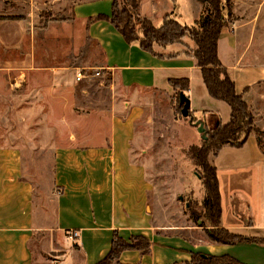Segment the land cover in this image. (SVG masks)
Wrapping results in <instances>:
<instances>
[{
    "label": "crops",
    "instance_id": "obj_1",
    "mask_svg": "<svg viewBox=\"0 0 264 264\" xmlns=\"http://www.w3.org/2000/svg\"><path fill=\"white\" fill-rule=\"evenodd\" d=\"M171 3V7L170 2L166 4L167 12L176 5ZM111 7L112 0L78 2L72 6L73 15L69 19L84 24L86 39L102 49L104 58L99 69L109 71L102 72L105 82H110V92L105 99L109 103L108 112H105L107 119H104L106 127L91 129L87 134L79 131L81 120L77 117L80 115L77 108L87 99L97 101L99 96L90 95L83 86L87 98L79 99L82 97L80 82L74 88L70 85L76 66L37 65L35 29L28 16L0 19V46L7 51L18 50L14 52L17 53L25 44L23 55L12 57L14 60L0 59V70L19 71L18 81L23 75L32 73L31 70L46 71L50 84L64 87L61 96L54 98L51 105L70 110L73 122L63 145L56 144L52 148L50 214L47 207L37 204L39 196L23 173L20 151L0 144V264H42L32 247L35 243L42 244L43 235H47V245L41 253H62L56 255L57 264H98L110 251L114 232L125 241L142 236L151 242L145 255L138 250L123 251L119 256L121 264H174L189 260L192 252L228 255L247 264H264L263 246L210 243L204 228L197 223L184 228L175 225L174 220L167 226L154 224L149 200L152 182L140 161V154L132 153L136 124L144 115V106L134 99L139 100L147 90L168 91L169 78L187 77L190 79L187 99L192 114L202 113L203 106L209 105L210 100L201 77L195 75L194 60L179 56L172 59L154 57L136 44H127L107 20L86 25L89 17L109 16ZM156 11L154 7L140 6L142 16L149 17V13ZM237 72L238 69L231 72L228 67L236 92L242 93L250 87L248 83L253 76L246 75V71H240L242 75ZM114 84H121L126 90L125 97L114 94ZM128 87L131 91L139 89L141 93L132 95ZM198 102L200 107H197ZM220 110L227 113L225 108ZM60 120L68 122L70 117L61 116ZM202 122L205 127V121ZM78 134L88 137L90 144L78 140ZM198 140H202L201 135ZM213 163L220 194L221 227L246 237H264V157L255 138L249 137L241 147L224 145L213 157ZM247 208L252 226L246 225L238 215L246 216ZM74 231L77 236L71 239L69 234ZM253 246L259 249H250Z\"/></svg>",
    "mask_w": 264,
    "mask_h": 264
},
{
    "label": "rangeland",
    "instance_id": "obj_2",
    "mask_svg": "<svg viewBox=\"0 0 264 264\" xmlns=\"http://www.w3.org/2000/svg\"><path fill=\"white\" fill-rule=\"evenodd\" d=\"M83 1L90 0H0V18L7 16L20 19L28 16L35 29L34 55L37 65L76 66L77 70L72 73L73 84L70 85L74 88L76 83L80 82L82 97L79 99L83 101L87 98L83 86L87 88L90 95L99 96L95 102L90 99L83 102L77 108V113L80 115L75 112L81 120L80 133L87 134L91 129L103 130L106 127L104 119H107L105 112H108L109 103L105 99L108 91L110 92V85H108L110 82H105L106 76L103 74L109 71L105 69L103 72L99 69L104 58L102 49L86 39L84 24L69 20L73 15L72 6ZM174 1L137 0L138 9L133 11L134 8L129 7L128 10L134 15V13H140L141 5L146 9L156 8L155 13H149V17L145 16L154 26L161 25L162 19L172 11L176 14L177 20L187 26H191L201 14L206 15L208 12V7L204 8L205 4L196 0ZM227 1L232 16L227 18L228 27L223 30L218 44V53L227 72L228 67H231V72L232 69H238V75H242L240 71H246V75L253 76L248 83L251 84L250 87L240 94L252 112L251 124L245 128L250 133L248 138L251 136L255 138L258 149L264 157V0ZM169 2V7L172 6L171 2L176 5L167 12L166 4ZM126 6L124 0H116L117 8ZM140 16V18L143 17L141 13ZM134 33L142 34L141 23L135 22ZM181 42L183 45H173L165 50L156 45L154 48L156 52L164 55L180 54L182 51L195 49V44L189 36L184 37ZM24 48L25 44L19 52L14 53L18 50L7 51L0 46V59L14 60L12 57L24 54ZM179 57L188 58L183 55ZM195 67L197 68L194 71L195 75L201 77L200 68L196 63ZM95 71H99L100 75L93 78L91 75ZM31 72L23 75L18 81L19 71L0 70V144L20 151L23 158V173L32 182L39 196L37 204H40L41 208L47 207L50 214L52 212L51 198H53L49 194L52 187V148L56 144L63 145L66 140L67 130L73 123L72 113L70 110H65L67 108L62 109L56 104L51 105L52 100L63 93L62 84H50L46 71L31 70ZM79 74L81 79L77 81ZM102 78L104 80L100 81ZM185 78L187 77L169 78L168 91L147 90L139 100L134 99L135 102L144 106V115L136 124L137 134L132 148V153L140 154V161L146 169L149 181L152 182L149 200L153 210L154 224L167 226L174 220L175 225L183 228L191 223L194 224L189 219V208L200 213L201 200L205 195L201 181L203 171L192 164L188 158V149L200 147L202 143V140H198L200 136L197 133L198 129L196 128V131L190 121L194 123L199 120L205 121L206 128L211 131L220 123L228 122L230 117L229 105L212 98L209 94L210 103L203 106L205 109L202 113L193 115L190 111L191 107L188 115L183 116L182 110L185 103L180 104V96L189 98L188 90L183 91L181 87V84L185 83ZM128 90L132 95L141 93L138 92L139 89L131 91V87H128ZM113 92L122 97L126 94L121 84L117 86L114 84ZM200 106L198 102L197 107ZM118 107L123 110L122 107ZM224 108L227 109V113L220 110ZM211 110L215 113L209 112ZM61 116H69L70 120L62 121ZM87 139L88 137L78 134V140H83L85 145L90 144ZM214 152V150L209 152L210 163L213 162ZM201 222L202 220L199 221ZM46 237L47 235H43L42 244L35 243L32 249L42 264H57L55 260L58 253H41L47 245ZM53 243H56V239ZM250 249L258 250L259 248L253 246ZM60 254L62 253L58 255ZM195 259L191 264L204 263L198 257ZM190 262L191 256L187 261L174 264Z\"/></svg>",
    "mask_w": 264,
    "mask_h": 264
},
{
    "label": "trees",
    "instance_id": "obj_3",
    "mask_svg": "<svg viewBox=\"0 0 264 264\" xmlns=\"http://www.w3.org/2000/svg\"><path fill=\"white\" fill-rule=\"evenodd\" d=\"M124 1L127 6L119 9L116 7V0H112L109 16L97 14L89 17L86 25L98 20H107L122 35L127 44H136L154 57L172 59L183 55L194 59L196 65L200 68L201 77L208 94L216 100L227 103L230 107L228 122L220 123L211 131H208L205 125V139H202L201 146L188 149L190 162L203 171L201 181L205 190V195L201 200V212L196 213L189 208V219L197 223V226L204 228L205 235L210 243L224 245L256 244L264 247V238L262 237H246L221 227L220 194L216 178V167L213 162L210 163L208 161L210 150H214L213 155L216 156L217 151L224 145L234 147L244 145L250 135L245 128L252 121L250 106L242 100L241 94L243 93L236 92L235 83L219 58L218 44L220 36L222 30L228 27L227 18L232 16L228 1L196 0L201 4H205L204 8L208 7V12L206 15L201 14L191 26L180 23L173 11L162 19L161 25L154 26L145 16L140 18V13L132 15L128 10L129 7H133V11L138 9L137 0ZM0 19L18 18L6 16ZM135 22L141 23V35L134 33ZM186 36H189L190 40L195 44V49L193 48L192 51H182L180 54L176 53L174 55H164L155 51V45L165 50L170 46L182 44L181 41ZM184 81L185 83L181 84V87L183 91H187L189 79L185 78ZM173 84H170V86H173ZM247 89L245 88L244 92ZM238 215L244 220L246 225L252 226L251 213L248 208L246 216ZM200 220H202L201 223H199ZM150 247L151 242L145 237L134 236L125 241L114 232L110 251L98 264H121L119 256L123 251L138 250L142 255H145L149 252ZM190 256L191 262L189 264L196 260L195 257L202 260L203 264H247L228 255L213 256L201 252H192Z\"/></svg>",
    "mask_w": 264,
    "mask_h": 264
},
{
    "label": "water",
    "instance_id": "obj_4",
    "mask_svg": "<svg viewBox=\"0 0 264 264\" xmlns=\"http://www.w3.org/2000/svg\"><path fill=\"white\" fill-rule=\"evenodd\" d=\"M180 104H184L182 114L183 116L188 115V110L190 108V102L187 98H185L183 95L180 96ZM190 124L198 129V133L201 135V139H205V127L204 123L202 121H196L195 123L190 121Z\"/></svg>",
    "mask_w": 264,
    "mask_h": 264
},
{
    "label": "built area",
    "instance_id": "obj_5",
    "mask_svg": "<svg viewBox=\"0 0 264 264\" xmlns=\"http://www.w3.org/2000/svg\"><path fill=\"white\" fill-rule=\"evenodd\" d=\"M100 75V72L99 71H95L94 72V74L93 75H91L92 77L94 76H99ZM81 79V76H80V74H79V76H77V80L79 81ZM76 236H77V232H70V234H69V237L71 238V239H74V238H76Z\"/></svg>",
    "mask_w": 264,
    "mask_h": 264
}]
</instances>
